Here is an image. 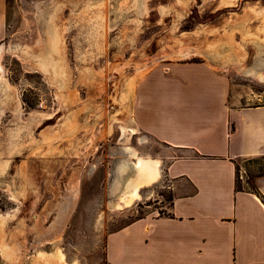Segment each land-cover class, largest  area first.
<instances>
[{"label": "rangeland", "instance_id": "obj_1", "mask_svg": "<svg viewBox=\"0 0 264 264\" xmlns=\"http://www.w3.org/2000/svg\"><path fill=\"white\" fill-rule=\"evenodd\" d=\"M5 15L0 264H15L12 252L16 264H109V233L167 213V181L139 183L133 168L165 152L129 130L149 74L204 62L227 77L235 106L264 105V0H6ZM236 166L253 187L264 156Z\"/></svg>", "mask_w": 264, "mask_h": 264}, {"label": "crops", "instance_id": "obj_2", "mask_svg": "<svg viewBox=\"0 0 264 264\" xmlns=\"http://www.w3.org/2000/svg\"><path fill=\"white\" fill-rule=\"evenodd\" d=\"M5 14L0 0V42ZM166 72L149 74L131 98L134 127L165 149L150 183L167 181L169 208L109 233L106 261L264 264V175L236 188L237 161L264 156V105L235 106L227 77L204 62Z\"/></svg>", "mask_w": 264, "mask_h": 264}, {"label": "bare ground", "instance_id": "obj_3", "mask_svg": "<svg viewBox=\"0 0 264 264\" xmlns=\"http://www.w3.org/2000/svg\"><path fill=\"white\" fill-rule=\"evenodd\" d=\"M69 79V78H68ZM74 102V100H73ZM127 129V128H126ZM135 127H132L130 128L129 130L132 132V133H135ZM158 161V160H157ZM157 164L154 162H151L150 160H145V159H141V158H138L134 163H133V168L135 169V171H137V174L138 176H135V178H137L139 180V183H144L146 185V183H150L158 174L157 172ZM136 175V174H135ZM133 179V178H132ZM137 181V180H136ZM134 181V182H136ZM137 182V184H139ZM72 193V192H71ZM128 193V196H125L124 195L120 198V203L122 204H129L131 202V200H133L134 198H137L138 197V185H135L130 191L127 192ZM71 195V194H70ZM69 195V196H70ZM71 197V196H70ZM67 201V200H66ZM66 203V202H65ZM63 204V203H62ZM121 205V204H120ZM66 206V205H65ZM62 207V206H61ZM67 208V206H66ZM70 208V207H69ZM62 209V208H61ZM68 211V209H67ZM65 212V210H64ZM62 213V212H61ZM60 213V214H61ZM61 216V215H60ZM61 219V218H60ZM62 222V221H60ZM64 223V222H63ZM56 224V223H55ZM61 224V223H60ZM59 228V226H57ZM56 229V228H55ZM60 230V228H59ZM14 253V258L16 259V261H18L20 258H19V255L16 256V253L15 252H12ZM58 257V256H57ZM60 258V259H59ZM59 258H50V259H53V260H50V259H47L44 261H42L40 264H66V263H61L60 260L62 261L61 257L59 256ZM55 259H57L55 261ZM16 261H15V264H16ZM20 261V260H19ZM7 264V263H6ZM18 264V263H17ZM32 264V263H31ZM34 264V263H33Z\"/></svg>", "mask_w": 264, "mask_h": 264}, {"label": "trees", "instance_id": "obj_4", "mask_svg": "<svg viewBox=\"0 0 264 264\" xmlns=\"http://www.w3.org/2000/svg\"><path fill=\"white\" fill-rule=\"evenodd\" d=\"M236 170H237V167H236ZM236 173H237V171H236ZM260 175H264V172L261 173ZM260 175H258V176H260ZM236 188H238V189L241 188V186L239 185L238 179L236 181Z\"/></svg>", "mask_w": 264, "mask_h": 264}]
</instances>
